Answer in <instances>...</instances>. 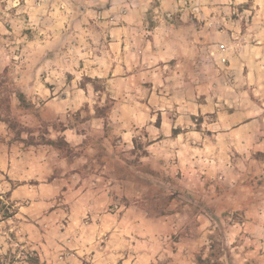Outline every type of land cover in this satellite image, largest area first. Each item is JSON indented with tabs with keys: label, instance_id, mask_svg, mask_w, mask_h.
<instances>
[{
	"label": "rangeland",
	"instance_id": "rangeland-1",
	"mask_svg": "<svg viewBox=\"0 0 264 264\" xmlns=\"http://www.w3.org/2000/svg\"><path fill=\"white\" fill-rule=\"evenodd\" d=\"M177 3L0 0V169L65 179L41 206L0 198L24 208L0 264H264V0H197L202 43L135 67V28L170 39L149 32Z\"/></svg>",
	"mask_w": 264,
	"mask_h": 264
},
{
	"label": "crops",
	"instance_id": "crops-1",
	"mask_svg": "<svg viewBox=\"0 0 264 264\" xmlns=\"http://www.w3.org/2000/svg\"><path fill=\"white\" fill-rule=\"evenodd\" d=\"M143 0H139L141 2ZM184 1L186 4L188 3L191 8L182 7L179 9V13L176 16H179L180 20L184 23H177L176 25L172 24L170 27H163L161 25L155 27L152 32L159 35V31L162 29H168L172 32V36L168 40H159L158 36H154L153 39H149L147 42L139 38L140 34L137 28H135V51L129 52L128 54L132 57L135 56V67L140 65L141 61L147 62V58L149 60H153V63L159 64H179L182 62V57H184L188 53L184 52L185 48H188L190 45L197 47L198 43H202V36L204 33V27L199 25L197 21L194 24H190L188 21V17L193 16L198 19L201 17L200 10L202 8L196 7L194 5L197 4V0H179V2ZM137 5H140L139 3ZM178 6L177 0H160L159 10L162 13L167 14L168 12H172L174 8ZM141 7V6H140ZM192 7L194 10H192ZM141 18V13L135 8V25H139V21ZM181 33H189L190 40L183 41L180 37ZM125 44V42H124ZM122 40L116 41L112 43V47H119L121 50L127 48V43L124 45ZM132 51V50H131ZM125 51H123L124 53ZM140 52V53H139ZM176 62V63H175ZM125 64V62H123ZM130 64V63H128ZM177 66V65H176ZM174 68V67H173ZM172 69V67H171ZM136 72V71H135ZM153 73L157 72V68H155ZM136 75V74H135ZM115 109V110H114ZM119 114H125L132 112L129 106L121 105L112 109L111 112H115ZM123 118V117H122ZM126 123L135 124V120L133 118H124L121 119ZM67 135L69 137L70 130L67 129ZM68 142L69 138L66 139ZM19 181L18 184H15L13 187L9 186L11 181ZM40 181V179H38ZM65 179L60 177H51L50 181L39 182L37 183H27V178H16L13 172L0 169V198L4 200V202L10 201L14 203L15 206L19 205V202L23 200L32 199V204L43 205L44 201L49 198V195L54 194L62 189L61 182ZM8 186V188H7ZM69 190V189H68ZM72 190V189H71ZM70 191V190H69ZM6 200H5V199ZM18 209L14 211V215L11 218L19 219L23 218L24 208L17 207ZM9 219H2L0 221V236H4V232H2V228L6 227Z\"/></svg>",
	"mask_w": 264,
	"mask_h": 264
},
{
	"label": "trees",
	"instance_id": "trees-1",
	"mask_svg": "<svg viewBox=\"0 0 264 264\" xmlns=\"http://www.w3.org/2000/svg\"><path fill=\"white\" fill-rule=\"evenodd\" d=\"M0 205H1V209H5L4 212H3V215H2V219H9L11 217H13L14 215V212H9L7 206H5L4 204H2V201L0 200ZM197 264H210L209 260L208 259H203L201 257H198L197 258Z\"/></svg>",
	"mask_w": 264,
	"mask_h": 264
}]
</instances>
